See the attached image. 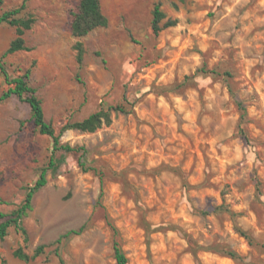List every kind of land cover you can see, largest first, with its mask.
I'll return each mask as SVG.
<instances>
[{"label": "rangeland", "instance_id": "1", "mask_svg": "<svg viewBox=\"0 0 264 264\" xmlns=\"http://www.w3.org/2000/svg\"><path fill=\"white\" fill-rule=\"evenodd\" d=\"M100 2L107 25L84 36L71 29L80 0L0 6L25 3L27 48L3 57L17 26L0 24V62L12 78L31 70L56 131L102 108L111 118L62 134L75 150L56 154L26 234L0 238V264H118L115 241L126 264H264V0ZM51 152L29 103L0 101V212L22 204Z\"/></svg>", "mask_w": 264, "mask_h": 264}, {"label": "trees", "instance_id": "2", "mask_svg": "<svg viewBox=\"0 0 264 264\" xmlns=\"http://www.w3.org/2000/svg\"><path fill=\"white\" fill-rule=\"evenodd\" d=\"M3 2L4 0H0V6L3 4ZM24 6L25 3H23L19 8L6 10L0 15V24L7 23L17 26V37L11 41L3 57L18 50L27 48L25 46L23 34L26 29L31 27L30 22L28 20L15 17V15L19 13ZM162 17L163 12L161 10L160 4H156L152 19V29L155 35H158L161 30L160 20ZM107 22L108 19L102 11L100 0H80L78 11L74 13V17L71 22L72 33L75 36H84L97 27L107 25ZM74 49L77 50L78 62L82 63L83 52L81 42H77L74 46ZM0 70L4 75L6 84L8 85V87L4 89L2 95L0 96V101H3L15 94L20 99L28 102L31 109V120L37 128V131L41 134L50 136L52 139V152L48 164L42 167L40 176L36 180L35 184L28 188V192L22 204L13 209L9 214L0 212V218H6L0 223V238H4L8 234L10 227H15L18 231L26 234V229L22 225L21 220L28 214L29 210L32 209V199L35 192L47 183V171L57 166L58 158L56 157V154L59 151L70 152L75 150V148L70 144H64L61 142L62 134L66 130L73 128L80 129L82 131H94L100 127L102 123H110L111 118L109 111L102 108L91 113L82 120L66 122L64 125H62L59 132H57L53 124L46 120L43 101L37 94V88L29 83L31 70L29 69L23 74L14 78L9 75V72L4 67L2 62H0ZM114 109L125 111V107L123 106H116ZM20 123L22 127L24 121L21 120ZM84 228L85 226L82 225L79 229H72L67 234H79L84 230ZM43 249V245L39 246L35 252V255L37 256L42 253ZM114 250L118 264H126L127 258L117 241L114 242ZM229 254L233 257L236 255L233 251H230ZM16 256H19L23 259H29L27 254L20 251L16 252ZM4 264H6L5 261Z\"/></svg>", "mask_w": 264, "mask_h": 264}, {"label": "crops", "instance_id": "3", "mask_svg": "<svg viewBox=\"0 0 264 264\" xmlns=\"http://www.w3.org/2000/svg\"><path fill=\"white\" fill-rule=\"evenodd\" d=\"M3 91H4V89H3ZM3 91L1 92L0 96L2 95ZM13 95H15V94H13ZM13 95H11L9 98H11ZM16 96H17V95H16ZM17 97H18V96H17ZM9 98H7V99H5V100H8ZM5 100H3V101H5ZM20 121H21V120H19V129L21 128V123H20Z\"/></svg>", "mask_w": 264, "mask_h": 264}]
</instances>
